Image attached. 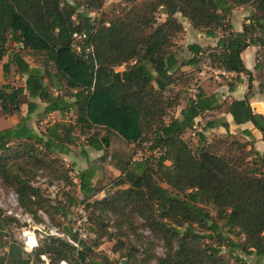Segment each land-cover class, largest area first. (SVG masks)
Listing matches in <instances>:
<instances>
[{"label": "trees", "instance_id": "obj_1", "mask_svg": "<svg viewBox=\"0 0 264 264\" xmlns=\"http://www.w3.org/2000/svg\"><path fill=\"white\" fill-rule=\"evenodd\" d=\"M103 1L0 0V60L7 58L1 68L6 72L13 65L24 77L18 87H0V116L18 114L21 95L29 98L26 115L13 126L0 128V179L12 189L18 208L38 222L36 211L43 208L44 197L23 167L7 158L25 157L24 163L32 159L30 167L35 174L44 166L48 153L67 154L73 144L70 126L52 123L41 137L27 124L28 115L37 107L33 100H38L43 104V115L72 109L79 129L101 128L106 132L86 141L95 150L109 147L108 135L127 144L148 143L149 151L156 149L158 156L139 163L135 172L121 171L125 180L119 177L116 185L126 183V187L92 201L118 214L119 223L128 219L121 208L131 207L163 244L162 255L154 257L155 264H205L217 248L202 238H221L222 228L242 236L239 241L226 239L231 249L264 255V114L250 106L253 76L240 57L248 46L258 47L252 69L257 73L258 93H264V37L255 34L256 29L264 31V0H122V4L101 11ZM245 4H255L261 13L234 31L224 22L225 16L233 7ZM92 12L98 15H90ZM159 13L164 15L161 21L157 20ZM177 14L208 36H213L215 29L221 31L214 47L188 45L192 55L185 64L214 60L218 69L235 73L236 82L241 80L238 74H245L242 98L228 100L222 107L216 95L197 87L178 116L167 114L183 92L175 87H186L192 78V73L179 70L175 59V40L183 31ZM8 42L20 47L9 52ZM24 50L41 55L40 64L28 65L22 58ZM118 66L122 69L115 70ZM233 87L234 82L227 83L228 91ZM221 107L233 125L250 122L257 129L261 151L253 146L255 138L247 128L239 133L249 142L241 141L222 116L206 119L194 133L196 146H189L182 134L196 128L194 119ZM215 127H222L223 134L207 140L205 130ZM130 166L134 164L127 161L125 167ZM76 175L82 201L103 191L91 184L92 168ZM206 203L215 207L214 222H208L201 206ZM4 221L0 215V246H7L0 264L41 262L40 255L49 258L48 264H68L71 257L83 264L86 259L84 250L88 248L71 231H67L68 236L76 246L52 234L43 235L41 245L31 252L15 241L7 244L1 234Z\"/></svg>", "mask_w": 264, "mask_h": 264}, {"label": "rangeland", "instance_id": "obj_2", "mask_svg": "<svg viewBox=\"0 0 264 264\" xmlns=\"http://www.w3.org/2000/svg\"><path fill=\"white\" fill-rule=\"evenodd\" d=\"M71 2L72 0H66ZM113 4H122V0H104L101 11H105L109 6ZM260 11L256 8L255 4H245L233 7L228 14L225 16V23L228 24L231 29L238 30L241 28L243 23H248L251 20H255L256 16L260 15ZM90 15H98V12H92ZM157 20L161 21L164 15L159 13L157 15ZM178 19L183 22L184 19L177 14ZM218 30V29H217ZM219 34L220 30L217 31ZM255 34L263 35L264 31L260 32L256 29ZM181 33L178 35L180 37ZM177 39V38H176ZM15 47H20L13 42L7 43V49L12 52ZM258 51L257 46H248L241 53V59L245 66H250L252 58L256 56ZM22 58L30 66H38L42 60V56L30 51L24 50L21 52ZM7 58L4 56L0 60V87L5 84L8 86L18 87L23 84L24 77L17 73L15 67L10 65L8 71L3 72L1 68V61H5ZM200 71L199 78L192 76L186 84V89L183 88L182 102L188 97L193 95L191 89H197V81H200V86L206 90H214L218 102L223 104L228 101L225 92H227V83L236 82L234 79V74L231 72H224L217 68V63L214 60L203 59L200 60ZM51 70L52 68H48ZM115 70H121L122 66L114 68ZM251 74L253 76L252 80V92L253 96L249 99L250 106L253 109H258L264 111V93H258V78L257 73L251 69ZM242 80L247 83L245 74H242ZM220 92L223 94L221 95ZM29 98L25 94L21 95L20 98V110L18 114L11 117L0 116V128L16 122L19 117L26 115V107ZM37 107L36 109L28 115L27 124L42 137L44 129L47 125L52 123H63L65 128L71 127V138L73 144L69 145V152L67 154L58 153H48L45 157V164L34 173L31 172L30 165L32 164V159H28L26 163L22 162L25 157L18 159H8V162L14 161L21 167L30 180L31 184L37 186L41 189L42 195L44 197V205L42 209L36 211V217L39 221L35 219L29 213H23L28 218L25 222L22 218H15L12 215L7 214V209L10 207L8 204V199L10 195L15 198L12 189L0 179V215L5 217L2 227V241L7 244L15 241L16 244H22L20 240L21 230L33 231L35 235L41 234L43 227L49 228L50 234L60 236L61 238L70 241L72 240L68 236L67 231L74 232L76 237L84 242L85 247L88 250H84L86 259L83 264H89L91 261L96 263L104 264H155L154 257L160 256L163 253V244L160 238L153 236L149 230L144 226L143 222L137 217L134 211L129 206H124L121 208V213H123L128 219L119 223L118 214H111L107 210L102 209L96 203H93V199H99L98 197H85L86 201H82V196L77 191V173L85 168H92L93 177L91 179V184L96 190H103V194H110L112 191L118 188L126 187V183H121L116 185L117 179L119 177L122 181L125 180L123 175L126 170L136 171V167L139 163H144V160L155 159L158 156L157 152H150L147 148L144 149L145 143L136 144L132 147L121 141L119 138L113 135H108L109 147L105 148L100 156L94 159L88 155L87 151L89 148L86 146V141H89L94 134L98 137H102L106 134L101 128L92 129H79V124H75V115L72 109L66 112L60 113H50L42 114L43 104L38 100H33ZM178 104H181L180 102ZM222 107L203 113L201 119L198 120L199 123L196 128H191L185 130L182 134V138L189 144L190 147L196 146V136L195 131L201 126L206 119H211L212 117L222 116L224 113L221 112ZM177 106L169 109L168 115L177 111ZM201 123V124H200ZM230 132L235 133L236 137L241 141L249 142L247 137H244L239 133L240 128L230 127ZM207 140H210L214 136H220L223 132L205 131L204 132ZM147 145V144H146ZM36 148L41 149L39 144H35ZM253 146L258 148L259 151L262 150V142L260 140V135L253 141ZM135 149H139L142 152V156L139 160H135L129 168L125 167L126 162L129 161L131 156L134 154ZM148 160V161H149ZM168 165V162H166ZM118 168V169H117ZM127 168V169H126ZM116 170V171H115ZM51 184L54 185V189L51 191L47 190V187ZM159 185L169 189V187L163 183L159 182ZM70 199V200H69ZM64 200V201H63ZM71 201V202H69ZM2 204L6 205L3 206ZM88 205V206H87ZM203 209L208 215V222L216 221L215 207L211 203L201 204ZM84 210V215L79 213V208ZM18 206L14 208L16 212ZM46 210V212H45ZM44 211V212H43ZM10 220H6L7 218ZM78 222V223H77ZM236 230H228L222 228L221 233L223 237L221 238H206L203 237L202 241L205 244L211 245L212 248H217V251L212 255V257H207L205 259V264H215L213 261H218V264H240L237 259H243L246 264H253L257 262L258 264H264V255L257 256L255 254H245L239 248L231 249L226 243V239H231L233 241H239L242 236L237 235ZM194 233L200 234L197 229H194ZM45 235V234H42ZM97 235H101L98 237ZM42 237L38 239V244L41 245ZM71 242L74 243L72 240ZM70 242V243H71ZM7 251V246H0V257H4ZM208 255V251L205 252ZM45 258H41V262L32 261L30 264H48L49 258L44 255ZM29 259L32 260V256L29 255ZM106 259V260H105ZM105 260V261H104ZM68 264H79L77 260L73 257L66 260ZM4 261L1 263L3 264Z\"/></svg>", "mask_w": 264, "mask_h": 264}, {"label": "crops", "instance_id": "obj_3", "mask_svg": "<svg viewBox=\"0 0 264 264\" xmlns=\"http://www.w3.org/2000/svg\"><path fill=\"white\" fill-rule=\"evenodd\" d=\"M183 19H184L183 22L180 21L182 24V27H183V31L181 32L180 37H177V39L175 40V44L177 46L176 51H175V59L177 60L178 67H179V70L181 72L186 73V74L192 73L193 77L197 76L195 78H199V74L201 73L199 66L201 63H199L195 66L185 64V61L188 60L192 55V52L188 49V45L196 44L202 48L214 47L216 44L217 38L221 35V33L219 34L217 32L218 30L215 29V30H213L214 35L208 36L205 34L204 31H199V30L193 29L189 25L188 21L185 18H183ZM234 31H238V28H236ZM241 53H240V57H241ZM5 61H1V62L3 63ZM253 64H254V58H252V61L250 62V66H245V65L244 66L250 71L253 67ZM232 74H234V76L236 75L235 73H232ZM242 74L243 73L238 74L240 76V79L242 78ZM197 84L198 85H196V87H198V88L200 87L206 94L216 95L214 90H211V91L204 90L200 86V81H197ZM246 85H247V83H245L244 79L243 80L241 79L239 82H234V87H233L232 91H228L226 89L227 92H225V94L227 96V99L231 100V99L242 98L246 92ZM184 88L186 89V87H184ZM177 89H181V91H182L183 88H181L180 86H176L175 90H177ZM182 94H183V92L180 94L179 99H178V103L180 102L181 104H177L178 108H177V111L174 113V116H178V112H179L180 108H182L184 106V104L182 102L183 101L182 100ZM220 94L222 95L223 93L220 92ZM254 110L256 112L264 114V111H260L258 109H254ZM199 119H201V118L196 117L194 119L195 126H197L199 124V123H197ZM224 119L228 123L229 129L232 126L236 127V128H240V129L247 128L251 132V134L254 136V138H258V136L260 135L259 132L257 131V129H255L251 125L250 122H245V123H242V124L236 126V125H233L231 123V117L229 114H224ZM14 123L15 122H13L12 124L7 125L5 127L13 126ZM207 130H209V131L216 130L217 132H220V133L224 132L222 127L207 128L205 131H207ZM86 146L89 148V150L87 151L88 155L91 156V158H93V159L97 156H100V154H102V152H103L102 150H95L92 147H90L89 145H86ZM256 149L259 150L258 148H256ZM77 191L79 193L78 186H77Z\"/></svg>", "mask_w": 264, "mask_h": 264}, {"label": "built area", "instance_id": "obj_4", "mask_svg": "<svg viewBox=\"0 0 264 264\" xmlns=\"http://www.w3.org/2000/svg\"><path fill=\"white\" fill-rule=\"evenodd\" d=\"M191 90L193 92H195V93L197 92L196 89H191ZM53 92H54V94H56V91L53 90ZM193 95H191V97H193ZM51 113H54V112H51ZM48 114H50V113H48ZM130 145L132 147L136 146L135 143H130ZM147 146H148V143H145L144 149H146ZM150 152L154 153V152H156V149L152 150ZM141 156H142L141 150L135 149L134 154L129 159V163L132 164L135 160H139L141 158ZM52 189H54V185L53 184H51L50 186L47 187L48 191H51ZM99 195L101 197H103L104 196L103 191H99V192L95 193L93 195V197H96V196L98 197ZM8 204H9L10 207L7 209V214L12 215V216H14L15 218H18V219L22 218V220L25 221V222L28 221L27 216L25 214L23 215V213L21 212V210L19 208L16 209L17 210L16 212L14 211V208L17 206V203L15 201V198L12 195H10V197L8 199ZM2 205L6 206L4 204H2ZM79 213L81 215H84V210L81 207L79 208ZM50 232L48 234H50ZM42 234H46V233L44 231H42L41 234L35 235L33 231L21 230V234H20L19 237H20V240H21V243H22L23 250L26 251V252H31L33 249H35L38 246V239L43 236ZM67 240L69 242H71L69 239H67ZM71 243L76 246V243H73V242H71ZM40 257L41 258H45L44 255H40ZM62 263H65V262L64 261H59L58 262V264H62Z\"/></svg>", "mask_w": 264, "mask_h": 264}, {"label": "water", "instance_id": "obj_5", "mask_svg": "<svg viewBox=\"0 0 264 264\" xmlns=\"http://www.w3.org/2000/svg\"><path fill=\"white\" fill-rule=\"evenodd\" d=\"M18 46H20L19 44H17ZM43 230L46 234H48L50 232L49 228L47 227H43ZM62 264H65V263H62Z\"/></svg>", "mask_w": 264, "mask_h": 264}]
</instances>
